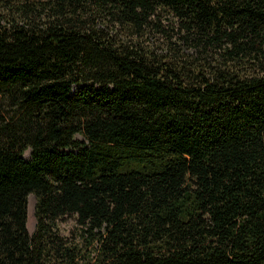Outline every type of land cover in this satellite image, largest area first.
Listing matches in <instances>:
<instances>
[{
  "label": "trees",
  "instance_id": "obj_1",
  "mask_svg": "<svg viewBox=\"0 0 264 264\" xmlns=\"http://www.w3.org/2000/svg\"><path fill=\"white\" fill-rule=\"evenodd\" d=\"M0 264H264V0H0Z\"/></svg>",
  "mask_w": 264,
  "mask_h": 264
},
{
  "label": "rangeland",
  "instance_id": "obj_2",
  "mask_svg": "<svg viewBox=\"0 0 264 264\" xmlns=\"http://www.w3.org/2000/svg\"><path fill=\"white\" fill-rule=\"evenodd\" d=\"M23 157L28 160L29 159V149L26 150L23 154ZM35 204V196L30 193L27 197V230L29 233L33 232L34 229V216H33V208Z\"/></svg>",
  "mask_w": 264,
  "mask_h": 264
}]
</instances>
